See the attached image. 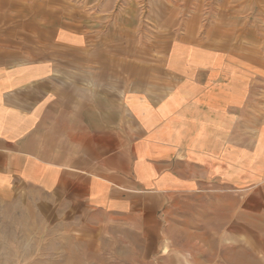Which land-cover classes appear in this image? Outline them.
<instances>
[{
	"label": "crops",
	"instance_id": "crops-1",
	"mask_svg": "<svg viewBox=\"0 0 264 264\" xmlns=\"http://www.w3.org/2000/svg\"><path fill=\"white\" fill-rule=\"evenodd\" d=\"M5 1L0 243H17L18 264L150 263L169 240L171 200L202 191L220 198L211 203V252L196 264H264V60L247 54L264 46L211 47L177 34L123 64L130 48L91 45L81 28L57 27L54 13L48 26L39 12L24 21ZM177 2H161V16L181 17L187 4ZM84 65L104 86L73 113L78 95L63 85L65 70ZM184 230L186 242L200 239Z\"/></svg>",
	"mask_w": 264,
	"mask_h": 264
},
{
	"label": "rangeland",
	"instance_id": "rangeland-1",
	"mask_svg": "<svg viewBox=\"0 0 264 264\" xmlns=\"http://www.w3.org/2000/svg\"><path fill=\"white\" fill-rule=\"evenodd\" d=\"M187 6L185 13L177 17L174 13L168 15L161 12L162 4L165 7L179 8L177 0H6L8 8L15 6L24 13V21H28L32 12H39L40 27L48 26L53 18L48 19L47 13H54L56 26L68 24L81 28L88 34L89 44L120 45V48H130L125 53L121 51L120 59L147 58L145 51L147 44H168L176 42L178 35L187 36L185 41L196 44H211V47H228L236 43H260L264 46V0H184ZM193 14L191 17L190 15ZM12 22V21H11ZM16 24V23H15ZM51 24V23H50ZM10 25V24H9ZM194 30L193 33L190 31ZM248 32L242 34L241 32ZM41 32H46L41 31ZM258 43V44H259ZM135 48V52H133ZM150 52L152 58L163 57V51ZM253 59L261 56L264 60V50H248ZM138 63V62H137ZM127 67H119L120 80L127 78ZM126 76V77H124ZM127 82L120 83L127 87ZM124 87V88H125ZM216 192L202 191L200 194L177 196L169 205L168 242L163 249L155 253L151 261L146 264H196L197 257H207L211 252V203L219 201ZM230 201L237 204L241 201L239 195L233 194ZM184 227L185 233L194 231L201 233L197 241L186 242L179 236L177 230ZM191 239V238H189ZM6 241V240H5ZM250 245V243L248 244ZM17 243L3 242L0 247L9 253L8 259H0V264H18L15 258L14 247ZM239 244H233V248ZM9 249V250H8ZM210 250V251H209ZM163 252V253H162ZM6 253V251H5ZM164 254V255H162ZM164 256V257H163ZM105 264H115L103 258ZM19 264H24L20 262ZM27 264H30L27 262ZM58 264V263H56Z\"/></svg>",
	"mask_w": 264,
	"mask_h": 264
},
{
	"label": "clouds",
	"instance_id": "clouds-1",
	"mask_svg": "<svg viewBox=\"0 0 264 264\" xmlns=\"http://www.w3.org/2000/svg\"><path fill=\"white\" fill-rule=\"evenodd\" d=\"M77 81L80 83L77 84ZM63 85L76 88L78 102L73 105V113L78 112L80 99H94L98 89L104 86L98 79L95 67L87 65L66 69Z\"/></svg>",
	"mask_w": 264,
	"mask_h": 264
}]
</instances>
